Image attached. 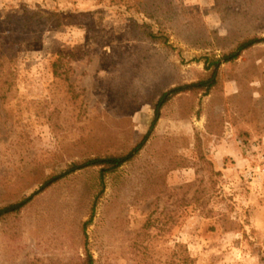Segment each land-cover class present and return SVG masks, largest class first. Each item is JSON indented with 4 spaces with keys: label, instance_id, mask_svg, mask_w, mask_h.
I'll use <instances>...</instances> for the list:
<instances>
[{
    "label": "rangeland",
    "instance_id": "rangeland-1",
    "mask_svg": "<svg viewBox=\"0 0 264 264\" xmlns=\"http://www.w3.org/2000/svg\"><path fill=\"white\" fill-rule=\"evenodd\" d=\"M253 37L264 0H0V207L72 162L127 153L162 94ZM100 191L98 170L79 172L1 221L0 264H264V44L209 95L173 98Z\"/></svg>",
    "mask_w": 264,
    "mask_h": 264
},
{
    "label": "trees",
    "instance_id": "trees-1",
    "mask_svg": "<svg viewBox=\"0 0 264 264\" xmlns=\"http://www.w3.org/2000/svg\"><path fill=\"white\" fill-rule=\"evenodd\" d=\"M67 17V16H66ZM66 17L62 15L52 14L49 18H56L54 21L56 26H61L66 20H70L73 17H69L70 19H66ZM264 44V38H248L241 42H239L234 49H232L228 53H224L220 57L214 58H205V70L207 72L206 76L197 82H193L191 84L179 85L170 89L166 93L162 94L161 97L158 99L154 106V119L151 123V126L148 132L141 138V140L135 144L127 153L119 155V154H112V155H105V156H92L87 159H83L81 161H75L67 165L66 169L57 175L48 176L46 179L43 180L40 188L32 193L28 197H24L23 199L11 203L6 204L0 207V222L8 219L12 216L18 215L26 210L29 206L33 204L36 197L53 186L57 185L58 183L62 182L64 179L75 175L79 172L89 171V170H98L99 175V182H100V195L98 198L103 194V190L105 187V181L107 177L123 166L132 163L141 153V151L147 145L152 133L154 132L155 128L157 127L161 117L162 111L164 108L170 103V101L182 94H203L209 95L212 91L216 90L220 86V69L223 65L233 63L237 61L243 53L246 51ZM9 53V49H7ZM3 58H7V55L4 52ZM2 59V55H1ZM66 55H59V58L53 63V73L54 76L59 77H67L69 76V72L71 67L65 63ZM1 66V65H0ZM3 88L0 86V100L6 99L5 94L2 96ZM9 92V91H8ZM212 175L218 176L220 173H212ZM198 191L195 193L193 199L194 203H199L200 197L198 196ZM96 202L94 203L92 214L88 222L84 224L83 230L87 231L90 225L93 222L94 214H95V206ZM182 262V261H181ZM186 259L183 260V263H186ZM31 264H39L38 262H33ZM83 264H95L92 257L87 254V259L83 262Z\"/></svg>",
    "mask_w": 264,
    "mask_h": 264
}]
</instances>
